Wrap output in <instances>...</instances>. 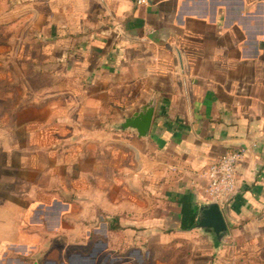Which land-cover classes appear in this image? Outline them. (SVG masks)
Instances as JSON below:
<instances>
[{
    "label": "crops",
    "instance_id": "obj_1",
    "mask_svg": "<svg viewBox=\"0 0 264 264\" xmlns=\"http://www.w3.org/2000/svg\"><path fill=\"white\" fill-rule=\"evenodd\" d=\"M24 1L56 84L18 125L29 184L23 201L0 184V249L59 237L75 250L54 264H160L144 246L188 241L187 264H264V0ZM146 105L140 139L121 126ZM237 150L218 242L196 229L203 174Z\"/></svg>",
    "mask_w": 264,
    "mask_h": 264
},
{
    "label": "rangeland",
    "instance_id": "obj_2",
    "mask_svg": "<svg viewBox=\"0 0 264 264\" xmlns=\"http://www.w3.org/2000/svg\"><path fill=\"white\" fill-rule=\"evenodd\" d=\"M39 12V9L31 11L24 0H0V184L4 185L5 190L11 189L10 197L15 201L24 200L23 190L29 184L28 178L23 173L28 172L27 167L24 166V134L18 125L25 118L26 110L40 104L41 92L54 89L56 84V81L50 80L45 74L47 68L40 63L39 31L43 18L39 17ZM13 137L16 139V145H13ZM19 144L21 149H18ZM37 147H39L38 143ZM12 148H17L16 158L9 156ZM31 181L39 184L40 178L34 175ZM0 196L7 199L9 194L4 193ZM13 227H21L24 233L32 230L31 226H21L18 223ZM95 228L102 232L104 226L100 224ZM0 229L2 230V225ZM66 229H70V226ZM41 230L43 233L49 231L45 225ZM72 244L73 242L59 237L43 239L37 250L24 256L22 250L18 248L15 251L0 249V264H6L8 260L12 264H17V258L33 264H54L56 258L60 259L63 248H65L64 258L75 250ZM189 245L191 246V242L176 241L169 245L144 246V248H152L158 252L156 261L160 264H187ZM49 253H53V257H48Z\"/></svg>",
    "mask_w": 264,
    "mask_h": 264
},
{
    "label": "built area",
    "instance_id": "obj_3",
    "mask_svg": "<svg viewBox=\"0 0 264 264\" xmlns=\"http://www.w3.org/2000/svg\"><path fill=\"white\" fill-rule=\"evenodd\" d=\"M149 0H139L138 4L146 5ZM245 156L244 150L229 152L208 166L204 172L207 181L206 197L215 201L221 208L236 191V167Z\"/></svg>",
    "mask_w": 264,
    "mask_h": 264
},
{
    "label": "water",
    "instance_id": "obj_4",
    "mask_svg": "<svg viewBox=\"0 0 264 264\" xmlns=\"http://www.w3.org/2000/svg\"><path fill=\"white\" fill-rule=\"evenodd\" d=\"M153 116L151 105L143 106L138 112L124 121L123 130H133L138 138L147 137ZM196 229L207 234H214L218 242H222L228 235L227 226L222 212L215 201H208L200 208Z\"/></svg>",
    "mask_w": 264,
    "mask_h": 264
}]
</instances>
